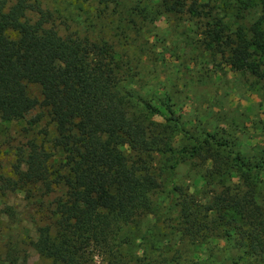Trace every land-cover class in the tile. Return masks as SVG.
Wrapping results in <instances>:
<instances>
[{"label": "trees", "instance_id": "16d2710c", "mask_svg": "<svg viewBox=\"0 0 264 264\" xmlns=\"http://www.w3.org/2000/svg\"><path fill=\"white\" fill-rule=\"evenodd\" d=\"M108 2L98 4L106 10ZM146 4L152 11L143 16L151 20L183 12L203 17L199 6L206 5L198 0H146ZM205 13L212 24L204 31L201 45L209 52H220L232 71L264 78L261 22L245 29L237 21L242 16L232 21L225 14L219 18ZM137 82L131 67L117 57L107 40L60 34L52 14L29 0L0 1V118L24 119L39 103L37 89L54 127V147L65 155V162L53 169L30 142L20 189L40 185L44 193L54 188L64 193L52 203L51 232L40 242L29 239L28 246L48 264H94L95 251L108 264H184L180 246L195 247L215 237L240 251L232 256L233 264H264L260 190L264 148L244 155L218 127L200 128L193 134L173 110L170 94H155L154 104L149 92L137 89ZM174 135L190 142L177 151V165L185 158L196 167L197 161L201 166L222 161L217 168L205 167L204 185L234 171L243 183L241 190L233 189L234 194L224 190L213 196L202 194L201 200L173 186L166 212L175 214L168 219L174 223L169 226L171 237H178L172 245L163 243L164 228H157L155 234L154 225L142 224L150 216L161 221L163 212L153 204L160 184L149 158L173 152ZM137 240L142 248L135 247ZM20 252L17 246L9 247L3 263L26 264ZM207 259H212L211 253Z\"/></svg>", "mask_w": 264, "mask_h": 264}, {"label": "rangeland", "instance_id": "374dc122", "mask_svg": "<svg viewBox=\"0 0 264 264\" xmlns=\"http://www.w3.org/2000/svg\"><path fill=\"white\" fill-rule=\"evenodd\" d=\"M29 1L52 14V24L60 34L107 40L116 50L117 57L131 67L134 80H138L137 89L149 92L154 104L152 96L155 94H170L175 103L173 110L193 134L200 128L218 127L235 140L244 155L264 148V78L232 71L220 52L215 49L209 52L201 45L204 31L212 24L205 12L219 18L225 14L232 21L235 16H242L244 19L237 21L245 29L259 21L264 32V0H198L200 4H206L199 6L203 17L183 12L154 16L152 20L151 16H143L152 11L146 0H109L106 10L98 4L99 0ZM144 6L146 11L140 12ZM34 93L39 103L24 119L5 121L0 118V264H5L4 253L11 246L20 248L26 264H48L28 246V241H43L51 232L52 203L64 193L56 188L44 193L40 185L24 187V192L19 187V180L28 167L30 142L36 144L42 158L47 159V165L53 169L65 162V155L54 147L57 144L54 127L37 89ZM154 120L159 122L160 118ZM172 140L173 152L157 153L149 158V166L160 184L153 204L163 212L161 221L157 223L156 218L150 216V221L143 220L142 227L154 225L155 234L157 228H164L162 232L167 237L163 243L173 245L178 237H171L169 226L174 223L168 219H173L175 214L166 213L171 207L167 196L173 186L188 194L195 193L196 199L201 200L202 194L213 196L224 190L234 194L233 189L241 190L243 182L233 170L222 179L211 177L204 185L201 175L205 167L214 162L201 166L197 161L196 167L185 158L177 165V151L182 144L190 145V142L181 135H174ZM218 165L222 166L220 159L211 166L217 168ZM260 190L264 196V187ZM140 242L137 240L135 247L142 248ZM224 244L222 239L210 237L207 243L195 247L181 244L179 249L182 251L178 254L184 264L189 260L194 263L210 260L208 253L212 254V259L207 264H233L232 256L239 255L240 251ZM93 263L108 264L96 251Z\"/></svg>", "mask_w": 264, "mask_h": 264}]
</instances>
